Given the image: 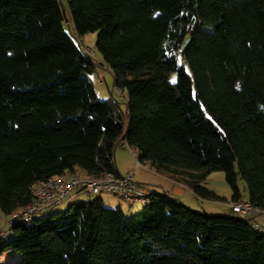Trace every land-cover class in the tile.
<instances>
[{"label": "trees", "instance_id": "1", "mask_svg": "<svg viewBox=\"0 0 264 264\" xmlns=\"http://www.w3.org/2000/svg\"><path fill=\"white\" fill-rule=\"evenodd\" d=\"M60 1L73 34L59 0H0V214L28 206L53 176H119L122 141L203 199L225 200L202 185L223 171L231 202L241 181L264 213V0ZM88 32L98 61L77 41ZM99 68L126 91L123 110L99 99L89 77ZM69 202L13 224L0 254H15L10 264H264V230L167 190L130 214Z\"/></svg>", "mask_w": 264, "mask_h": 264}, {"label": "rangeland", "instance_id": "2", "mask_svg": "<svg viewBox=\"0 0 264 264\" xmlns=\"http://www.w3.org/2000/svg\"><path fill=\"white\" fill-rule=\"evenodd\" d=\"M67 23L64 22L65 29L69 33L73 34V26L71 19H69V23ZM95 35V32H88L85 35L79 37L77 41L81 46L84 47L85 51L88 52L95 61H98L99 55L95 51ZM89 77L94 85V88L100 100L107 99L108 103L110 104L111 97L112 100L114 99L118 102V105L122 110L124 109L127 93L125 90L117 89L114 87L113 76L108 69L103 70L102 68H99L92 72ZM167 78L168 81L175 82L177 78V73L170 72L167 75ZM114 160L118 171L127 172L129 170H133L134 179L149 188L150 194L156 189H158L159 186L173 187V185H177V187L180 186L181 188L187 190L185 194L181 197V200L193 210L211 215H234V213L232 212V206L234 205V203L231 202V190L225 179L223 171L217 170L210 172L206 176L205 180L202 182V185L210 190H213L219 196L224 197L225 200H209L198 197L196 194L193 193V191H191V189H189V187H187L182 181H180L181 179L179 178L169 177L168 175L159 173L154 169H151L148 165H136L135 155H133L129 147L122 146L121 142L114 151ZM66 174L69 175V173ZM238 186L242 194V198L238 202H243L246 199L245 196H247L245 184L241 181H238ZM98 199L101 201L104 207H120L125 213L128 214L138 211L144 205V202H129L123 197L108 191H102L96 194L81 193L74 200V202L95 201ZM70 203L71 202L69 201H64L61 205H59L58 209L63 210ZM252 215H254V218L255 216H257L256 220L264 230V213L255 211ZM42 216L44 215H39V217ZM8 219H10L8 216L0 214V231L7 229L6 221ZM3 253L0 254V260L4 255Z\"/></svg>", "mask_w": 264, "mask_h": 264}, {"label": "built area", "instance_id": "3", "mask_svg": "<svg viewBox=\"0 0 264 264\" xmlns=\"http://www.w3.org/2000/svg\"><path fill=\"white\" fill-rule=\"evenodd\" d=\"M125 141L122 146H127ZM133 155L135 152L130 149ZM140 163L136 159V165ZM102 191L112 192L123 197L129 202H146L150 196V189L134 179L133 170H129L119 176L105 174L97 177L82 174L79 170L53 176L37 185L33 190L30 204L19 208L10 219L6 221L7 229L0 231V244L5 242L10 234V228L17 222H30L34 217L49 212L64 201H73L81 193L96 194ZM253 209L247 200L236 202L232 206V212L243 217L253 228L263 231V228L254 219Z\"/></svg>", "mask_w": 264, "mask_h": 264}, {"label": "crops", "instance_id": "4", "mask_svg": "<svg viewBox=\"0 0 264 264\" xmlns=\"http://www.w3.org/2000/svg\"><path fill=\"white\" fill-rule=\"evenodd\" d=\"M115 161V160H114ZM116 164V163H115ZM120 172V171H119ZM128 172V171H127ZM120 173H125V172H120ZM171 185V184H170ZM161 190H167L169 191L171 194L177 196L178 198L181 199V197L185 194V192L187 191L184 188H181L180 186L177 187V185H173V187L168 186V187H163V186H159L158 189H156L154 192H160ZM257 219V216H255V220ZM257 221V220H256ZM258 223V221H257ZM6 254V253H3Z\"/></svg>", "mask_w": 264, "mask_h": 264}, {"label": "bare ground", "instance_id": "5", "mask_svg": "<svg viewBox=\"0 0 264 264\" xmlns=\"http://www.w3.org/2000/svg\"><path fill=\"white\" fill-rule=\"evenodd\" d=\"M16 257L13 253H6L2 256L0 262L1 264H10Z\"/></svg>", "mask_w": 264, "mask_h": 264}, {"label": "water", "instance_id": "6", "mask_svg": "<svg viewBox=\"0 0 264 264\" xmlns=\"http://www.w3.org/2000/svg\"><path fill=\"white\" fill-rule=\"evenodd\" d=\"M59 3H60V6H61V12H62V16H63L64 22L67 23L68 19H67V15H66V12H65V8L62 6L60 0H59Z\"/></svg>", "mask_w": 264, "mask_h": 264}]
</instances>
